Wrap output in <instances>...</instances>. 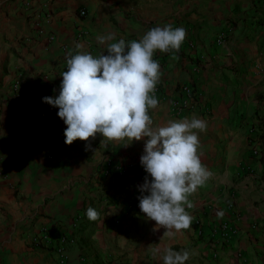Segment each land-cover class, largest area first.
<instances>
[{"label":"crops","instance_id":"0c3cea01","mask_svg":"<svg viewBox=\"0 0 264 264\" xmlns=\"http://www.w3.org/2000/svg\"><path fill=\"white\" fill-rule=\"evenodd\" d=\"M25 1L0 0V264H162L156 247L188 251L185 264H264V0H29L47 4L41 28ZM167 24L188 36L178 52L153 57L163 91L171 98L191 83L210 112L176 115L168 98L149 114L153 127L206 121L198 152L212 173L189 196L190 228L173 236L154 232L139 208L145 141L125 147L97 135L68 145L58 107L43 101L59 94L69 53L99 55L101 35L129 42ZM106 165L109 176L99 171ZM89 206L98 220L88 219ZM42 229L49 240L33 243ZM61 235L72 238L64 263L55 251Z\"/></svg>","mask_w":264,"mask_h":264},{"label":"clouds","instance_id":"9594fccd","mask_svg":"<svg viewBox=\"0 0 264 264\" xmlns=\"http://www.w3.org/2000/svg\"><path fill=\"white\" fill-rule=\"evenodd\" d=\"M185 38L186 29L171 24L153 27L139 40L129 42L123 38L112 42L115 33L101 35L97 40L106 44V51L99 55L83 50L69 53L67 68L60 74L59 94L43 97L44 102L58 107L57 114L67 125L68 145L97 135L108 142L127 141L125 147L145 141L140 163L147 176L138 186L139 208L148 220L155 221L154 232L165 229L163 236L190 228L189 196L212 176L198 152V131L207 129L206 121L192 115L153 127L149 114L159 104L155 89L160 64L153 57L157 50L178 52ZM87 217L96 221L99 213L89 206ZM153 252L162 264H185L190 257L188 251L167 247H156Z\"/></svg>","mask_w":264,"mask_h":264},{"label":"built area","instance_id":"2783aa9c","mask_svg":"<svg viewBox=\"0 0 264 264\" xmlns=\"http://www.w3.org/2000/svg\"><path fill=\"white\" fill-rule=\"evenodd\" d=\"M24 5L26 10H32L34 16V22L36 25L40 26L39 28H41L42 23L45 24L50 21V15L48 14V12H46V8H47L46 3H41L38 7L34 8L31 2L28 0L24 2ZM86 14L87 11L84 8L79 10L80 16H85ZM83 32L85 31L83 30ZM49 36L50 38H52V35ZM187 36L188 35L186 32V38ZM215 37H216V41L219 44H223L225 42L226 34L225 32H219L216 34ZM189 42L191 43V41ZM12 91H13L11 95L12 101L18 103L21 99V86L18 80L13 83ZM155 97L158 99L159 103L169 98L167 97L166 93L163 91L160 82H158V84L156 85ZM168 100L170 103L171 110L176 115H180L182 113L190 112V111L202 112L205 114H208L210 112V107L207 101L204 100L202 94L197 89V87L191 83H182L178 85V87L174 90L173 95ZM250 150L253 155H260L261 153L257 142L251 144ZM110 169H111L110 165L104 166L103 174L105 176H109ZM227 233L228 231L224 229V235H227ZM42 240L44 242H47L49 240V236L46 233V229H42L40 231V234L36 235V237H34L32 241L35 244H39ZM71 241L72 238H70L69 236L61 235L56 244L55 251L59 254L60 262L62 263H64L67 260V255L65 253V244L70 243Z\"/></svg>","mask_w":264,"mask_h":264},{"label":"rangeland","instance_id":"374dc122","mask_svg":"<svg viewBox=\"0 0 264 264\" xmlns=\"http://www.w3.org/2000/svg\"><path fill=\"white\" fill-rule=\"evenodd\" d=\"M165 4H157V5H154L156 7H163Z\"/></svg>","mask_w":264,"mask_h":264},{"label":"trees","instance_id":"16d2710c","mask_svg":"<svg viewBox=\"0 0 264 264\" xmlns=\"http://www.w3.org/2000/svg\"><path fill=\"white\" fill-rule=\"evenodd\" d=\"M250 143H254V141L253 142H250ZM259 150H260V152L262 151L260 148H259ZM100 169H101V171H103V167L102 168H99V171H100ZM113 174H115V173H113Z\"/></svg>","mask_w":264,"mask_h":264}]
</instances>
